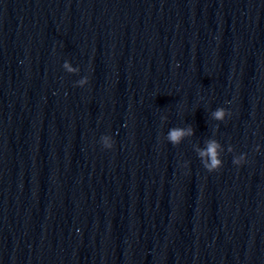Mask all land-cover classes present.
<instances>
[{
  "label": "clouds",
  "instance_id": "9594fccd",
  "mask_svg": "<svg viewBox=\"0 0 264 264\" xmlns=\"http://www.w3.org/2000/svg\"><path fill=\"white\" fill-rule=\"evenodd\" d=\"M214 116L216 119H223V117H224L223 110L216 111L214 113ZM186 134H190V130H189V132H186L183 129H173L170 131L168 138L173 144H177V143H179L180 139ZM108 146L111 147V145H108ZM218 147H219V145L216 142L210 141L207 144L206 149L200 152L201 157L207 156V157L211 158V164L207 166L209 171H211L214 168H217L220 164V161L217 158V156H218L217 148ZM239 162L240 161H235V163H239Z\"/></svg>",
  "mask_w": 264,
  "mask_h": 264
}]
</instances>
